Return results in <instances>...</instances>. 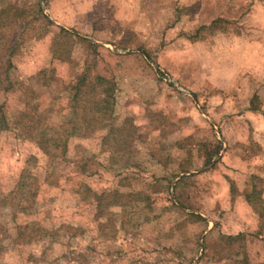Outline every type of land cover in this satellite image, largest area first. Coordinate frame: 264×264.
I'll use <instances>...</instances> for the list:
<instances>
[{
  "label": "rangeland",
  "instance_id": "374dc122",
  "mask_svg": "<svg viewBox=\"0 0 264 264\" xmlns=\"http://www.w3.org/2000/svg\"><path fill=\"white\" fill-rule=\"evenodd\" d=\"M14 1L0 0V62L6 61L15 38L18 42L31 37L18 42L12 75L23 81L31 76L34 88L49 100L60 94L62 83L75 79L84 59L95 58L98 72L116 80L121 91L112 123L113 138L124 141L123 151L116 152L120 146L114 142L113 160L106 165L128 161L152 178L131 173L94 177L90 185L100 196L96 203L76 205L66 186L41 190L38 202L17 200L14 208L0 210V264H236L238 242L227 236L257 231L264 236V207L259 208L262 214L256 213L243 198L247 173L264 172L260 160H251L258 152L255 145L264 160V108L248 112L257 93L264 107V17L255 21L251 6L256 0H21L29 9L24 19L12 9ZM37 5L54 26L86 41L35 23L29 17H34ZM61 42L69 51L66 63L51 57ZM88 42L101 48L95 50ZM254 43L263 47L258 64L243 63L239 52L230 50ZM131 49L138 51L122 53ZM42 81L46 87H41ZM20 99L17 92L0 93L8 113L23 108ZM225 120L226 139L219 131ZM207 125L222 142V152L212 166L199 172L210 163L203 165L196 146ZM107 131L78 140L76 153L85 149L90 157L102 154L99 144ZM32 151L29 144L16 148L11 134L0 133L1 196L14 187L19 175L31 170L37 176L36 169L23 163ZM31 163L37 166V161ZM179 176L175 185L192 176L179 193L191 208L179 205L171 191ZM228 181L235 184L234 201ZM111 183L108 190L104 188ZM168 188L178 209L164 207ZM139 191L147 195L136 196ZM101 211L108 216L95 219ZM24 221H32L42 230L40 235L23 238ZM58 227L57 236L51 238ZM71 233L77 236L79 253L66 244ZM246 241L249 263L264 264V239Z\"/></svg>",
  "mask_w": 264,
  "mask_h": 264
},
{
  "label": "trees",
  "instance_id": "16d2710c",
  "mask_svg": "<svg viewBox=\"0 0 264 264\" xmlns=\"http://www.w3.org/2000/svg\"><path fill=\"white\" fill-rule=\"evenodd\" d=\"M24 6L25 4L21 0H16L12 4V9L18 14L20 19H24L25 15H27V10H29L28 8L24 9L28 5L26 7ZM2 14L3 12L1 11L0 18ZM33 16L29 18L35 23H44L47 26L56 28L59 31V35L86 41L83 37L75 33L54 26L43 15L39 5H37V10ZM20 35L22 34L20 33ZM15 39L13 44L7 48L8 57L6 61L4 63L0 62V93L3 96H7L8 93L17 92L21 97L20 102L23 103V108L14 113H8L5 111L7 103L5 101V103H0V133L11 134L16 148L21 145L24 146L25 144L34 147L35 152L33 153L32 151L30 155H27L28 158L26 157L23 163L27 168L36 169L35 173L37 176L30 169H27L30 170V173L26 170L27 172L23 175H19L14 187L7 194L0 195V210L7 207L14 208L17 200L20 199L38 202L40 200L38 196L41 190L46 192L51 188H61L62 186V188L66 186L65 188L69 189L71 195L74 196V203L76 205H80L85 201L96 203L100 196L97 190L91 187L90 182L94 177L97 180L102 179L105 174H109L112 178H121L124 175H129V173L135 176L137 174V177L140 176L146 179L152 178L151 175L139 171L134 164L131 162L128 163V161H125L126 163L124 161L122 163L116 162L112 166L106 165L108 160H113L110 156L113 155L111 149L113 148L114 142L120 146V149L116 152L123 151L121 148L124 146L122 144L124 141H118L113 138L116 135V130L112 123L113 117L116 115V107L121 102V91L116 80L98 72V62L96 59L93 58L90 61L84 59L82 68L77 73L75 79L67 84L62 83L61 90L59 91L60 94L48 100L50 97L44 96L46 93L38 90L39 88H34L37 84L33 83L34 79L31 76L27 77L25 81L19 76L15 75L13 77L12 72L16 68L12 62V58L19 48V43L27 42L32 38L25 37L23 41H18L19 43ZM189 39L195 42L192 35L189 36ZM88 43L95 50L101 48L98 45ZM57 45V48L53 52L51 51L52 60L55 59L59 62L66 63L69 61L68 48L64 42ZM156 72L158 74L160 73L157 70ZM36 80H39V78L37 77ZM40 85L41 87H46L47 82L42 81ZM193 95L197 97L195 94ZM59 103H64V105L60 106ZM248 108L252 112L261 111L259 97L256 94L251 97ZM203 111H205L204 108ZM262 113L264 115V110ZM197 115L199 119L204 120L199 113ZM54 119L56 120L55 123L53 122ZM226 122L227 120L223 121L219 126L220 134L224 139L226 138L224 136L223 126ZM243 123V125H247L246 122L243 121ZM207 126L206 129H201L205 132L201 131L200 136L198 135L196 145L199 153L198 158L204 161L203 165L208 164L222 149V142L217 139L212 128L209 125ZM105 129L108 131L103 133L102 139L104 141L99 144L100 149L102 148L103 150L101 151L103 152L102 154H98L95 158L90 157L88 150L85 149H82L80 155L76 153V146L80 144L77 142L78 140L92 138L98 132ZM185 138L186 140H191V137ZM71 140L76 141V145L72 144ZM248 140L249 142L252 141L250 135L248 136ZM255 147L258 152L261 151L258 145H255ZM242 148L244 147L242 146ZM258 152L251 160H260L261 163L259 165L263 168L264 160L259 157ZM33 161L34 163L37 161V166H32L31 162ZM190 179H192V176L182 178L173 188L175 200L185 208H191L193 206L184 203L182 200V195L179 194L180 186ZM245 182L246 189L243 194L245 203L252 207L256 213L259 210V213H263L259 208L264 207V204H262L264 200L262 197L264 194V172L261 174L247 173ZM228 185L230 197L234 201L235 184L232 181H228ZM110 186L112 187V183L109 186H104V188L108 190ZM136 194V196L147 195L144 191H139ZM165 196V200L168 203L164 207L178 209V205L173 203L171 199L169 188ZM262 209L264 210V208ZM107 216L108 213L106 211H101L100 215L96 214L95 219L100 220ZM190 216L200 219L197 215ZM59 231V227L55 230L53 229L51 238H55ZM41 232L42 230L38 229L32 221H24L20 229V234L23 238L28 237L29 239L39 236ZM76 238L77 236L71 233L66 244H68L72 251L78 252L79 245ZM245 238L248 242L251 240L254 242L256 240H263L264 236H262L261 231L250 233V235L239 232L234 235H228L227 239L229 241L238 242L236 250L234 251V256L237 258L235 260L236 264H241V262L243 264H250L249 254L244 242Z\"/></svg>",
  "mask_w": 264,
  "mask_h": 264
},
{
  "label": "crops",
  "instance_id": "0c3cea01",
  "mask_svg": "<svg viewBox=\"0 0 264 264\" xmlns=\"http://www.w3.org/2000/svg\"><path fill=\"white\" fill-rule=\"evenodd\" d=\"M256 1L251 6V9L253 8V13L252 14L255 16V21H257L258 18L260 19V18L264 17V2L263 1L262 2L261 1L260 2L259 1L256 2ZM262 20L264 21V18H262ZM238 42L240 43V41H238ZM261 48H263V47L261 46L260 43H258V44L254 43L253 47H250V46H247V45H240V46L237 45L234 48L232 47V49H230V50H232V51L236 50V51H234V53L235 52H239V56L237 58L238 59L241 58L243 63L251 61L254 64H258V63L262 62V52H263L262 50L263 49H261ZM251 49H253V50H251ZM256 49L258 50L257 55H256ZM256 95L259 97L258 93ZM263 108L264 107H262L261 110H263ZM248 112H252V111L248 110ZM252 113H255V112H252Z\"/></svg>",
  "mask_w": 264,
  "mask_h": 264
},
{
  "label": "water",
  "instance_id": "95a60500",
  "mask_svg": "<svg viewBox=\"0 0 264 264\" xmlns=\"http://www.w3.org/2000/svg\"><path fill=\"white\" fill-rule=\"evenodd\" d=\"M42 11L45 13V8H44V6L42 7ZM105 45L111 47L110 44L105 43ZM114 49H115V48H114ZM115 51L118 52L116 49H115ZM135 51H138V50H132V49H131V50H124V51H122V53H123V54H128V53L135 52ZM184 93H186L187 95H191V94L188 93V92H184ZM192 99H193V101L196 103L195 99H194V98H192ZM199 111H200V113H201L203 116L206 117V115H205L201 110H199ZM206 118H207V119L209 120V122L213 125V123L211 122V120H210L208 117H206ZM213 127H214V131H215V133L218 134V130H217V128H216L214 125H213ZM223 143H224V142H223ZM224 148H225V143L223 144V149H224ZM221 152H222V150H221ZM219 156H220V154L214 156L213 159L210 161V163H209L205 168H203L202 170H200L199 172H203V171L207 170L210 166H212V165L215 163V161L219 158ZM191 174H194V173H191ZM180 177H181V176L177 177V178L175 179V181L172 183V185H171V191L173 190V187H174L175 183L177 182L178 179H180Z\"/></svg>",
  "mask_w": 264,
  "mask_h": 264
}]
</instances>
